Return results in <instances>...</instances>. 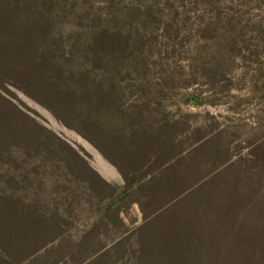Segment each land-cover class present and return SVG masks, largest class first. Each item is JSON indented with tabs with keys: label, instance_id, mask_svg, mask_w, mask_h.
I'll use <instances>...</instances> for the list:
<instances>
[{
	"label": "rangeland",
	"instance_id": "obj_1",
	"mask_svg": "<svg viewBox=\"0 0 264 264\" xmlns=\"http://www.w3.org/2000/svg\"><path fill=\"white\" fill-rule=\"evenodd\" d=\"M0 3L14 21L45 19L55 54L115 85L120 100L92 125L49 88L37 84L33 97L3 80L21 139L0 155V240L33 254L14 263L0 250V264H264V0ZM138 115L146 125L134 136ZM85 134L120 162L128 193ZM199 139L200 157L155 179ZM147 141L156 160L130 169Z\"/></svg>",
	"mask_w": 264,
	"mask_h": 264
},
{
	"label": "trees",
	"instance_id": "obj_2",
	"mask_svg": "<svg viewBox=\"0 0 264 264\" xmlns=\"http://www.w3.org/2000/svg\"><path fill=\"white\" fill-rule=\"evenodd\" d=\"M22 19L23 20L18 19L14 21L7 14H3L0 9V89H6L3 85V80H6V82L15 83L25 93L33 96L31 93L32 88L36 89L37 84L43 85L54 92L61 106H68L75 112L76 109H78L81 111L80 113L86 116V119H88L92 125H95L94 121L110 109L114 108L119 111L120 100L114 95L115 85L106 82L104 79L97 78L96 74L90 69L76 67L73 64V56L71 54H66L64 52L61 56L56 55V51L49 47L51 46L49 43L50 36L47 33L45 19ZM40 45L44 47L40 49ZM18 95L29 106L46 117L48 121L52 119L50 115L51 118H48L46 111H42L44 109L41 106L28 99L20 92H18ZM43 104L60 118L58 112L54 108L47 103ZM19 111L21 110L0 91V155L4 152V149L10 141H13V139H21L18 138L21 130L11 119L13 112ZM129 119L131 120L130 127L132 129V134L136 136L138 134L137 129H139L141 125L146 124L140 122L139 115L136 118L129 117ZM85 137L95 145L98 149L96 150L100 151V153H102L122 174V177L125 179V187H127L126 193H128V183H130V180L127 173L120 165V162H118L115 157L110 156L105 148L99 142H96L90 135H86ZM150 142L151 141L139 143V148L140 145H142L141 150L136 153L141 154V152L143 153L144 151L145 156L141 162L131 164L130 169L142 170L147 166L151 156H155L152 162L156 160L157 154L160 153V151H150L153 147L146 149L150 146ZM22 143L24 142L22 141ZM207 143V139H199L189 149L182 151L179 155L174 157L173 161L168 163L163 171L158 172L159 174L155 179L160 178V180H162L167 177L162 175L167 172L175 171L185 160L191 161L190 159L200 157L203 147H205ZM82 146L85 149L83 144ZM118 153H121L120 150H118ZM188 161L186 164H188ZM98 167L102 166L99 165ZM186 169L189 171V168ZM105 170L107 171L105 173L107 175L108 170ZM103 174L104 173L99 174V177L104 182H107L108 180L104 177L105 174ZM216 175L210 176L209 178H207L208 176H202L197 181L193 180L192 182L194 183L187 188V190L190 191L185 195H191V192L195 189V192L192 194L204 188L207 184L219 177ZM190 178V176H184V181ZM110 182H114V179ZM198 183H200V185L192 189L193 186ZM89 188L95 192L92 186L89 185ZM185 195L184 197H186ZM155 217L156 215L149 219V221L156 219ZM148 218L149 217H145L147 225L149 223ZM0 235L9 236L8 233H3L1 231ZM0 250L2 252L1 258L3 261L14 263L26 261L33 254L31 252H25L20 247L15 248L13 242H2L1 240ZM260 262H262V260H257V264H261Z\"/></svg>",
	"mask_w": 264,
	"mask_h": 264
},
{
	"label": "water",
	"instance_id": "obj_3",
	"mask_svg": "<svg viewBox=\"0 0 264 264\" xmlns=\"http://www.w3.org/2000/svg\"><path fill=\"white\" fill-rule=\"evenodd\" d=\"M89 144H91L95 149H97L92 143L88 142ZM98 150V149H97ZM107 159V158H106ZM108 160V159H107ZM109 161V160H108ZM110 162V161H109ZM111 163V162H110ZM112 164V163H111ZM114 166V165H112ZM115 167V166H114ZM116 168V167H115ZM117 169V168H116ZM118 171V170H117ZM119 172V171H118Z\"/></svg>",
	"mask_w": 264,
	"mask_h": 264
},
{
	"label": "crops",
	"instance_id": "obj_4",
	"mask_svg": "<svg viewBox=\"0 0 264 264\" xmlns=\"http://www.w3.org/2000/svg\"><path fill=\"white\" fill-rule=\"evenodd\" d=\"M113 165V164H112Z\"/></svg>",
	"mask_w": 264,
	"mask_h": 264
}]
</instances>
